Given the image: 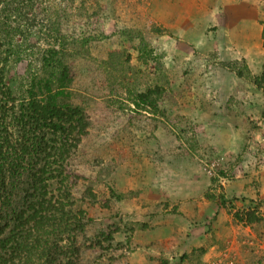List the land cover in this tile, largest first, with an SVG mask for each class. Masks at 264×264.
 <instances>
[{
	"label": "rangeland",
	"instance_id": "rangeland-1",
	"mask_svg": "<svg viewBox=\"0 0 264 264\" xmlns=\"http://www.w3.org/2000/svg\"><path fill=\"white\" fill-rule=\"evenodd\" d=\"M38 3L10 75L64 47L71 102L93 119L75 196L109 200L81 202L73 262L99 263L93 242L113 225V245L132 246L119 264H264V0Z\"/></svg>",
	"mask_w": 264,
	"mask_h": 264
},
{
	"label": "trees",
	"instance_id": "trees-1",
	"mask_svg": "<svg viewBox=\"0 0 264 264\" xmlns=\"http://www.w3.org/2000/svg\"><path fill=\"white\" fill-rule=\"evenodd\" d=\"M38 5V0H0V264H75L86 220L81 202L109 207V200L88 187L75 196L85 177L70 164L93 119L71 102L68 89L76 73L64 47L47 49L23 76L10 75L26 56ZM153 94L147 90L134 97L147 103ZM245 220L260 222L250 212ZM112 226L93 242L101 254L97 264L108 258L119 264L132 250L130 244L113 245L117 228Z\"/></svg>",
	"mask_w": 264,
	"mask_h": 264
},
{
	"label": "crops",
	"instance_id": "crops-1",
	"mask_svg": "<svg viewBox=\"0 0 264 264\" xmlns=\"http://www.w3.org/2000/svg\"><path fill=\"white\" fill-rule=\"evenodd\" d=\"M256 30H257V29H255L254 31L256 32ZM251 33H252V30H251V29H249V34L247 35V38H246V40H247V39H250L251 37H253V36H254V33H252V35H251ZM249 41H254V40L251 38Z\"/></svg>",
	"mask_w": 264,
	"mask_h": 264
}]
</instances>
